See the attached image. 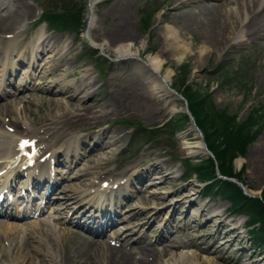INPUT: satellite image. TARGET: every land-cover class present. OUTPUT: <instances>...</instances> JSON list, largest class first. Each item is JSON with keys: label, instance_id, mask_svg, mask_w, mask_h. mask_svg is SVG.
I'll list each match as a JSON object with an SVG mask.
<instances>
[{"label": "rangeland", "instance_id": "rangeland-1", "mask_svg": "<svg viewBox=\"0 0 264 264\" xmlns=\"http://www.w3.org/2000/svg\"><path fill=\"white\" fill-rule=\"evenodd\" d=\"M20 1H22L24 5L28 4L29 7L34 9V12L33 10L29 12L31 15L24 19V27H22L20 31V33L23 32L28 38L32 36V34L31 29L27 32V28L38 19L37 17H39V15L37 16V13L39 14L41 9L40 7L34 6V4L28 0H15V7L20 6L22 3ZM124 1L127 0H103L96 3L93 9L94 19L91 24V29L87 33L88 39L83 40V42L87 41L97 48H95L96 53L91 54V56L80 54L82 52L81 48H85L88 44L83 45L82 41L79 42L73 35L72 40L71 36L67 34L52 33L46 27V24H42V26L37 28L40 29V38L48 35L45 38L47 41L44 44L49 41L48 47L52 46L55 49V51L51 53L48 52V55L51 54V57L47 58L48 55L45 57L44 61L48 59L49 62L44 65L41 76H44L45 73L48 74L49 70H55L58 64H62V67L60 70L56 71L55 77L49 78L46 81L40 79L43 83L36 85V87H52L53 92L56 93L55 95L34 90L30 91L33 96L25 97L29 100V103L28 109L23 113L21 123L31 121L33 125L39 126L40 122H44L46 118L50 117L48 111H51L52 114H54L53 112L57 109H59L60 112L64 111L65 109L63 107H54V103H52L50 99H58L65 107L64 101L66 95L63 96V94L58 91L65 89L66 86L74 90L76 85L83 80L86 82L95 81L94 84L91 82L94 86L90 87V90L94 89L97 92L96 95H93V99H96L95 108H98L97 106L100 102L99 98L108 95L109 92H112V90H114L113 88L120 85L123 80L126 79L129 83L132 82L136 84L138 88L141 89L143 97L149 106V111L145 112V110L131 109V111L119 115L96 114L94 117L87 118L85 126L95 127L96 130L93 129L94 131H90L92 135L87 134L83 139L89 141L90 138L93 137L97 141H101L100 144H103L102 142L104 141L110 145L106 146V148L101 151L98 150L99 147H95L94 151L87 152L92 154L91 157H85V159L80 160V163L77 164L78 171H75L76 173L71 171L70 179L63 184L62 188L64 190H72L76 195H82V193L89 192L88 186L92 180L95 181V177H98L102 172L104 174L107 171H114L116 175H119L113 169L115 163L120 166L122 172L124 168L130 165H135L134 167H137L140 163H145L146 160H150L153 164H155V162H161L164 167H168L165 173L167 171L170 172L169 174L167 173L171 178L170 183L167 185H159V183L153 179L149 180L150 182H155V184L151 185L147 184L145 180V182L143 181L141 183L142 185H139V187H141V192L135 193V197L127 204L135 209L140 208L146 210L147 208H152L151 211L153 212L157 211V208L162 207L161 224L158 225L156 224L157 222H154V227L150 230L142 229L136 232V230L134 231L130 227L127 221V215H124L119 219L120 223L117 226L129 228L130 238L132 240L137 239L140 234L147 237L144 244H147V251L151 255L149 256V258L152 259L150 264H178V255L182 248H172V252H170L169 256L162 257V259L158 256L159 252L162 250L158 249L157 251L159 252H157L151 248L157 247L156 242L153 240L161 228L162 233L165 232L163 222L173 223V225L187 222L188 225H195L194 229H184L178 233H174L172 235L173 238H175L174 240H184L189 244V250L193 249L200 254V256L213 258L217 256V253L212 254L211 252H205V250L213 242L215 243L217 241L219 230L215 231L217 227L215 222L223 219V213H225L229 203L222 200L220 201L217 199L219 197L216 195H203L199 190L200 184L196 182L194 175L183 178L182 175L186 173V171H184L182 163L178 160L189 157L197 161L198 158L201 159L207 156L202 152H198V154L193 156L189 153L187 148V145L195 144L200 140L201 134L199 130L189 123L185 129L178 131L175 137L167 139L166 135L162 133L154 137L151 143L139 146L141 148H137L138 146H136L132 152H128L125 149L132 131L125 126L124 121L121 119H127V121L130 122L135 120V122L138 121L142 125L144 124L149 127L160 126L167 118L183 110V100L175 99L174 102H171V104L166 107L167 103L165 101L167 97H165L163 93L151 94V89L148 88L149 77H147L142 67H137V65H140L138 59H129L119 62L113 61L119 56L114 49L116 46L108 45L105 39L107 32L112 30L113 24L119 19L122 10L120 9L118 12H116V10L122 6ZM248 1L249 0H230V2H226L225 0H131L132 5L129 9V13L131 14L133 31L127 38L119 41L121 43L118 44H123L125 46L129 43H133L136 48H133L130 53L133 54V56L139 54L146 61L150 55L154 56L155 54H159L163 59L162 67L159 72L161 75L167 76L169 84L172 83L176 87L179 86H177V84L175 85L174 81L177 83V80H180V78L177 79V77H181L178 72L179 64L185 61V64L191 69L189 81L198 82L199 85H201L202 92L208 87L215 106L220 108L225 107L230 113L236 114L238 119H245L251 109H259L264 103V76L262 72L264 68V32H262L261 35L263 36H261V38L257 36L255 38H249L247 35L243 37L244 30L242 26L245 23H240L238 27L233 30L235 32L232 33L231 31V33H229L222 46H213L207 41L200 27L198 28L196 26V28L192 27L191 29L186 28V20L187 17L195 16L197 21L203 22L205 16L209 15L207 12L201 14L202 9H206V7H208L207 4H219L223 9L222 20L228 22L234 21L233 18L230 20V16H233L234 12L238 13L236 7L244 5V3ZM25 2L27 4H25ZM180 2H182L181 7ZM148 7L160 8L156 14L154 13L152 15L150 22L153 23V25H151L149 31L145 32L143 31L140 19L142 17V9ZM176 8L179 10H176ZM241 17L242 19L244 18L243 16ZM233 24L234 26H232V28L235 27L236 23ZM171 27L175 29L179 36L177 41L181 45L178 46L180 48L179 51L187 47L184 53L185 56L181 61H177L178 53L171 54L168 52L171 37H169L166 31L169 29L171 30ZM18 30H20V28ZM26 32L29 34L28 36ZM204 46H206L204 51L200 52L199 50ZM225 60L228 61L229 71L239 70V73H241V78L237 83L233 81L230 84H220L217 80L218 75L212 76L208 74L218 62ZM97 66H108V69L101 75L98 73L97 69L94 68H97ZM87 91L88 90L83 91V95H86ZM26 95H29V93ZM18 100H20V98ZM16 102L17 106L21 105L19 101ZM3 108H5L4 105L1 107L0 112V128L3 127L2 120L3 115H5L2 113ZM72 108H76V105H73ZM78 110L80 111V108ZM19 111L20 110L15 109V115L19 113ZM90 115L92 116L93 114L91 113ZM13 116H5L7 117L5 120L10 125H12L15 120ZM84 129L86 130V128ZM103 129H105L104 132H101ZM76 133H78V131L72 132V134ZM79 136H81V134H79L78 137ZM75 141L78 142L79 139H75ZM74 145L75 144H70V142L68 143L70 147H74ZM84 147L88 150L90 149L88 145ZM260 153L264 154V126L261 128L260 132H258L256 138L247 146L245 154L237 158L235 157L232 164V168L236 171L240 170L239 168L241 165L243 166L241 176L246 181L247 189L251 191L255 190V194H258L257 191H260L264 184V163L259 164ZM212 159H214V156ZM137 172H139L138 168H132L127 174L132 175L137 174ZM110 174H112V172ZM133 182L134 181L131 179V182L127 184L128 188L131 190H133ZM188 183L189 186L185 193L190 194L191 197L195 199V203L190 205L188 212L186 211L185 204L179 207L178 210L171 211V206L168 205H170V202H172L175 197H178L173 194L168 195L167 205L164 204V206L155 203V198L166 196L169 191L183 185H188ZM200 203L207 205L209 208L208 215L219 214L215 216L211 225H208L206 222L207 216L200 218V227H197V224L192 222V219H196L200 216V208L196 207V204ZM192 206L195 207L192 208ZM184 216L187 217L186 221H178L179 218ZM245 218V216H237L235 214L230 218H226L227 220L231 219L233 221L228 227L237 226L238 230L236 229L228 236L229 240L232 241L231 247L229 249L224 248L219 254L225 255V257L230 256L229 259L233 262L239 259L240 264H249L253 261L252 259L256 260L257 258L261 259V264H264V248H260L256 245L253 246L246 232L247 228L242 230L240 227ZM54 227H56L54 234L47 236L45 241H43L44 238L42 235L41 238L43 239L41 243L36 242V234H33L31 236V247L25 246L23 242L26 240V237L20 236L19 242L17 241V243L21 245L18 254L21 252L34 254L31 264H39L37 254L32 252L34 249L38 250L41 256H44V264H95V260H98V254H101L98 253L99 250L96 249L95 251L88 249L89 259L87 258L78 262L71 261L70 257L74 249L78 247L81 251L87 244V241L76 232L63 235V230L57 231V225L53 223L47 227V230L50 231L51 228L53 229ZM110 235H112V232ZM105 239L108 240V237L106 236L103 240ZM218 240L217 242L220 243V239ZM2 242L3 240H0V244H2ZM105 243L108 242L105 240L104 244ZM193 243H196L198 247L193 246ZM47 247L49 248L47 249ZM158 247L162 248L161 246ZM16 250L17 248L15 246L14 252ZM183 250H186V248ZM11 252V247H9L5 253L1 252L2 255L0 253V264H4L14 258L15 254ZM64 257L65 261L63 260ZM218 264L226 263L219 262Z\"/></svg>", "mask_w": 264, "mask_h": 264}, {"label": "bare ground", "instance_id": "bare-ground-1", "mask_svg": "<svg viewBox=\"0 0 264 264\" xmlns=\"http://www.w3.org/2000/svg\"><path fill=\"white\" fill-rule=\"evenodd\" d=\"M2 1V2H1ZM0 1V32L3 33L5 30H10L11 28H19L22 25H24V19L31 14V12L34 9L32 7H29L28 5H24L22 2L19 7H15L16 5L13 4L10 0L7 2L5 0ZM99 1V0H88V30L91 28L92 21L94 19L93 15V7L94 4ZM226 2H230V0H225ZM180 2V7H181ZM7 5V8H6ZM132 3L131 0L124 1L122 6L116 10L118 12L120 9L122 10L119 15V19L115 24H113L112 30L110 32H107L106 35V43L108 45L116 46L114 47L116 54L119 56H126L129 55V51H132L133 48H136V46L133 43H129L128 45H123V44H118L121 43L122 39H125L131 34L133 31V25L131 24V14L129 13V9L131 7ZM208 7L206 9H202L201 14L207 12L209 16H205V20L203 22L197 21V18L195 16L187 17L186 20V28L191 29L196 28V26L204 32V36L207 39L208 42H210L213 46H222L225 43V39L228 37L229 33L235 32L233 31L238 27V25L244 24L242 26L244 33L243 37L246 35L249 38H255L256 36L258 38H261L262 32H264V0H249L248 2H245L244 5L237 6V12L233 13V16H230L231 18L234 19V21H225L222 20L223 16V9L219 4H207ZM179 7V8H180ZM7 10V12H6ZM176 10H179L176 8ZM243 16L244 18L242 19ZM246 20V21H245ZM233 23L235 24V27ZM10 33V32H7ZM166 33L171 37L170 39V46L168 52L178 53L177 61H181L183 57L185 56V52L187 47L183 48L181 51H179V45L178 39L179 36L176 33L175 29L171 27V30H167ZM9 35V34H6ZM5 43L9 45L11 42L10 39L4 38ZM36 48H39V46H42L41 39L39 38L35 44H33ZM181 46V45H180ZM206 46H204L200 52H203ZM163 59L159 54H155L154 56L150 55V57L147 58V68L143 66L142 63L137 67H143L145 73L147 74V77H149L148 80V88L151 89V94L153 93H163L165 97H167V100L165 101L167 103L166 107L171 104V102H174L175 99L177 98L174 93L169 91L167 87L163 85V82L159 80L160 78L155 76V74H152L151 67L156 70V72H159L161 67H162ZM62 67V64H58L56 69H60ZM263 76H264V68L262 69ZM164 78L167 76L163 75ZM167 80V79H166ZM84 81V80H83ZM90 85L84 82H81L77 88L73 91L71 89H66L63 93V96L66 94V102L67 106H65L67 112L63 113L61 112L60 115H57L55 118H51V120H46V122L40 124L41 126L34 131L31 135H36L39 133L40 129L42 128V135L44 136L45 134L52 135V137H61L69 133V130L75 128H86L89 129V127H86L85 124L87 123V118L89 117H94L96 114L100 115H106V114H113V115H119L121 113H127L128 111H131V109H140V110H145V112L149 111V106L143 97V94L141 92V89L138 88V86L132 82H128V80H123L120 85L117 87H114L112 92H109L108 95H106L103 98H99L100 102L98 104V108H95V101L92 98L93 94H89L88 97L84 100H80L79 94L82 93L83 90L88 89ZM98 100V101H99ZM89 101V102H88ZM29 103V102H26ZM24 103L21 109V115L25 113V111L28 109V104ZM54 103V107L58 106L59 108H62V104H59L60 102L58 101H52ZM76 105L77 107H81V111H78L77 107L74 109H71L70 107ZM94 109V110H93ZM7 114L12 115L14 114L13 109H8L6 110ZM58 113V110L57 112ZM93 114L92 116L90 114ZM150 113V112H149ZM15 118L14 123H15V131L13 133H10L8 130H4L3 137L6 138H11L15 139L20 137L21 135H18L19 133H22L21 137H28V130L23 131L20 130L21 127H24L20 125L19 118L17 115L13 116ZM9 125V124H8ZM10 126V125H9ZM191 128V127H190ZM192 130V129H191ZM15 135V136H14ZM198 135V134H197ZM31 137V136H30ZM45 136L41 139L42 142H45L44 140ZM107 145H110L109 143L102 144L101 149L106 148ZM100 147V146H99ZM187 148L189 150V153L191 155H196L198 152H202L204 155H206V150L203 148V142L198 140L195 144H189L187 145ZM99 150V149H98ZM260 161L259 164L264 163V154L260 153ZM261 162V163H260ZM155 173L154 178L156 179L157 183L159 185H167L170 183L171 178L168 176V174L165 175L164 172V166L162 163L157 162L154 165V170L153 174ZM155 183V182H154ZM93 182L91 183V185ZM149 184H153L152 182H149ZM188 185H183L178 188H175L169 193H167L166 196H159L155 198V203H159L161 205H167L166 202L168 201V195L173 194L175 196V199L170 202L171 206V211L178 210L179 207L185 204L186 211L188 212V208L192 203H195V199L191 197L190 194L185 193V191L188 189ZM106 189V188H103ZM248 190V189H246ZM250 193H256L255 190L251 191L248 190ZM105 192V191H104ZM258 193L260 191H257ZM112 192H110L111 194ZM63 200L70 199L73 200L74 197L68 194V192H64L63 195L61 196ZM68 201L67 203H70ZM77 201V200H76ZM164 205V206H165ZM150 207V206H147ZM195 206H192L194 208ZM197 208H200V215L205 217L207 216V224L211 225L213 220L215 219L216 215L219 214H209V208L207 205L203 204H196ZM64 208H68V204L64 206ZM80 208V206H79ZM138 208H131L129 214H130V221L133 223L131 227H135L138 231L145 229V230H150L153 225L155 224L154 222L162 221V207L157 208V211L153 212L151 211L152 208H147L146 210L138 209ZM81 210V208H80ZM151 214V215H149ZM224 214V213H223ZM152 218V219H151ZM217 227L215 229L218 230L219 228H224V232H219L218 234V239H220V243L217 241L212 243L206 250L205 252H211L217 253V256L210 258L208 256H200L195 250L191 249L189 250V244H187L186 241L184 240H174L173 238V233L169 235V237H165L161 239L159 237L160 233L155 236L156 237V245L157 247L151 248L152 250L157 251L162 250L159 252V258L162 259V257L169 256L170 252H172V248L174 249H179L182 248L178 255V264H218L220 263H226V264H240V260L237 259L236 261H231L229 259L230 256L221 255L219 254L220 251H222L224 248L229 249L231 247L232 241L229 240V237L233 231L236 230V226L233 228H229L228 226L232 224L231 219L227 220L226 217H223L222 220H218L215 222ZM46 225V223H43ZM40 224H37L36 221H31L29 225L23 226L22 224H15L11 222L7 223H1L0 224V240L1 238H4V241H7L9 244V247L11 246V253L14 252V248L16 246L17 250L14 252V258H12L10 261L5 262L4 264H31L33 255L34 254H28V253H20L18 254V251L20 249V244L17 243V239L20 238L21 234H23L25 231L27 232V237L29 235L28 230L30 227L32 229V233L38 234L36 238V242L41 243V240L43 241L46 240V237L49 235L54 234V231L50 230L48 231L46 227L39 228L37 227ZM41 226V225H40ZM229 228V229H228ZM115 230V229H113ZM24 231V232H23ZM75 231H73L74 233ZM73 234L71 230L68 228H64L63 235L65 234ZM124 233V234H123ZM129 231H122L119 230V233L116 235L114 239L120 243V248L113 249L109 244H103L98 242L97 240H88L87 244L82 248L80 251L78 247L74 249V252L72 253L70 260L72 261H80V260H85L89 259V252L88 249L95 251L99 250L98 253V260H95V264H150L152 262V259L149 258L150 253L147 251L146 245L144 244L146 242V239L141 235L137 237V240L131 241L129 238ZM3 234V235H2ZM79 234V233H77ZM43 235V238H41ZM103 235V234H102ZM101 235V236H102ZM5 236V237H4ZM12 236V237H10ZM16 239H14V238ZM26 237V240L23 242L25 243V246L31 247V239L29 240ZM170 241V242H169ZM102 244V245H100ZM227 244V245H226ZM128 245V246H127ZM129 245H132L130 247ZM161 246L162 248L158 247ZM193 246L198 247L196 243H193ZM8 247V248H9ZM128 247V248H127ZM38 248V247H37ZM49 247H47L48 249ZM127 248V249H126ZM186 250H183L185 249ZM7 250V247L5 244H0V253ZM38 250L34 249L32 252L36 253L38 256V262L39 264H44V256H41V253H39ZM47 252V251H46ZM88 252V253H87ZM148 253V254H147ZM45 254V253H44ZM2 255V253H1ZM43 255V253H42ZM52 256V255H51ZM78 258V260H77ZM65 261V257L63 259ZM253 261L249 264H261V259L257 258L256 260L252 259ZM49 264V263H48ZM167 264V263H166Z\"/></svg>", "mask_w": 264, "mask_h": 264}, {"label": "trees", "instance_id": "trees-1", "mask_svg": "<svg viewBox=\"0 0 264 264\" xmlns=\"http://www.w3.org/2000/svg\"><path fill=\"white\" fill-rule=\"evenodd\" d=\"M59 13L45 14L48 21L58 29L73 28L79 29L81 25V11L73 0L62 2L59 0ZM154 10L144 11L143 23L148 25ZM228 63L215 67L210 73L217 76L222 84H230L239 81V70L229 71ZM188 65L183 64L179 69L181 77L177 84L184 86L183 97H186L188 107L195 120V123L202 130L206 146L212 151L211 157L201 158L198 163L187 160L186 166L201 181L208 184L203 188L204 194H216L220 199L230 202V210L247 216L250 225V237L252 243L264 248V184L260 196L250 197L240 189L237 183L227 179L218 178L217 171L227 177H234L246 184L242 178L241 170L232 168L235 157L244 155L247 146L256 138L258 132L264 126V103L260 108L251 109L245 119H238L236 114H230L226 109L214 105L211 95L197 84L194 86L184 85L189 73ZM176 83V82H175ZM186 115L178 114L165 123L166 132H175L187 122Z\"/></svg>", "mask_w": 264, "mask_h": 264}]
</instances>
